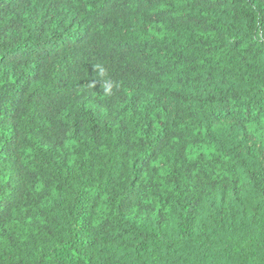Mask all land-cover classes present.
Returning <instances> with one entry per match:
<instances>
[{"label":"trees","instance_id":"1","mask_svg":"<svg viewBox=\"0 0 264 264\" xmlns=\"http://www.w3.org/2000/svg\"><path fill=\"white\" fill-rule=\"evenodd\" d=\"M0 264H264V0H0Z\"/></svg>","mask_w":264,"mask_h":264}]
</instances>
